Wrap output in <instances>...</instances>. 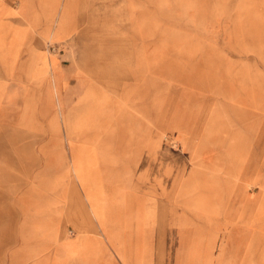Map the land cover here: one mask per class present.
<instances>
[{"label":"rangeland","instance_id":"rangeland-1","mask_svg":"<svg viewBox=\"0 0 264 264\" xmlns=\"http://www.w3.org/2000/svg\"><path fill=\"white\" fill-rule=\"evenodd\" d=\"M0 264H264V0H0Z\"/></svg>","mask_w":264,"mask_h":264},{"label":"crops","instance_id":"crops-1","mask_svg":"<svg viewBox=\"0 0 264 264\" xmlns=\"http://www.w3.org/2000/svg\"><path fill=\"white\" fill-rule=\"evenodd\" d=\"M64 33V28H60V35Z\"/></svg>","mask_w":264,"mask_h":264}]
</instances>
